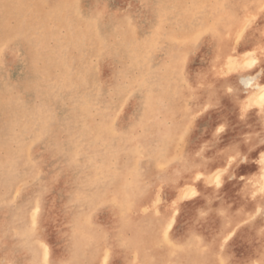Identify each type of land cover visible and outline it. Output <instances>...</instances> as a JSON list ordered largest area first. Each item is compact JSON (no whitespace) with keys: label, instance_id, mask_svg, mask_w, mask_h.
<instances>
[{"label":"rangeland","instance_id":"1","mask_svg":"<svg viewBox=\"0 0 264 264\" xmlns=\"http://www.w3.org/2000/svg\"><path fill=\"white\" fill-rule=\"evenodd\" d=\"M258 65L264 0H0V264H264Z\"/></svg>","mask_w":264,"mask_h":264},{"label":"bare ground","instance_id":"2","mask_svg":"<svg viewBox=\"0 0 264 264\" xmlns=\"http://www.w3.org/2000/svg\"><path fill=\"white\" fill-rule=\"evenodd\" d=\"M252 58H253V56H252ZM250 63L252 64L253 62H250ZM263 75H264L263 67L261 65H258L257 68L249 70V71L239 75L235 79L234 88H235V91H236V95H238V96L240 94L242 95V93H246L245 94L246 95L245 96V100H247L246 101L247 105L257 104L259 106V110L258 111L260 113V117H261L262 121L264 122V76ZM255 142H258V144H257V146H255L256 153L253 156L252 170H251V174L249 175V178H250V180L252 179V181H253L252 184H255L254 193L256 195L262 197V196H264V123H263L262 129H260L259 132L257 133V137H256ZM245 150L246 149H244L243 152H240L241 153L240 154L241 159H245L246 158ZM219 178H218L217 182H221ZM257 203H258V207L261 205L264 208V199L260 200L259 202H256L255 204L257 205ZM263 208L261 207V210H263ZM262 215L264 216V210L262 212Z\"/></svg>","mask_w":264,"mask_h":264}]
</instances>
